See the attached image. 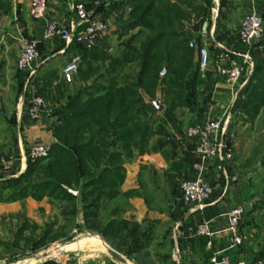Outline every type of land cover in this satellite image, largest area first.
<instances>
[{"label":"crops","instance_id":"obj_1","mask_svg":"<svg viewBox=\"0 0 264 264\" xmlns=\"http://www.w3.org/2000/svg\"><path fill=\"white\" fill-rule=\"evenodd\" d=\"M89 1L48 0L45 18L33 19L29 13L30 0H0V107L4 111V115H0V156L14 160L10 170L0 169V180L16 177L24 171L27 161L21 158L31 145L50 146L55 142L52 131L54 119L31 121L25 111L26 104L34 92L55 107L64 106L68 96L62 92L61 74L54 70L56 66L54 68L52 62L58 56L80 54L82 47L56 37L44 39L45 24L55 20L68 26L75 19L74 4H87ZM125 1L102 0L97 10L108 21L109 30L100 34L95 47L106 52H114L117 48L120 20L127 7ZM258 2L262 0H212V5L199 17L194 13L189 14L190 17L184 21L186 34L190 40H197V46L205 43L213 54L216 49L209 36L199 38L198 32L188 27L202 18L207 21L216 40L229 48L245 51L247 47L240 44L237 38V26L245 12L260 5ZM261 4L264 7V1ZM24 38H36L38 41L36 63L39 69L32 90L24 87V73L16 68L20 42ZM192 48L196 64L189 73L185 88L187 92L190 91L195 76L196 108L191 110L178 106L168 112L162 103L163 109L156 110L153 127L161 124L163 119L164 129L150 137V150L123 162L124 176L118 187L119 194L107 201L113 204L105 208L107 213L102 221L106 222L111 209L116 207L120 217L137 221L143 227L150 225L153 237L150 242L152 250L149 248V251L153 254L154 264H183L185 261L206 264L213 255L224 254L233 261L252 263L263 257L264 148L259 151L261 133L256 131V121L262 108L255 119L242 121L244 114L240 103L243 85L231 87L226 84L216 74L212 63L201 67L197 47ZM252 50L254 63L264 57V45L260 42L254 44ZM77 80L79 83L75 82V85L84 83L81 76ZM224 113L230 116L225 135L232 140L234 149L233 160L226 164V170L238 173V179L226 189L213 163L202 162L200 172L194 167L201 160L193 152L194 137L187 134L191 126L218 118ZM196 177L208 181L213 190L202 208L191 210L182 202L178 186L181 180ZM238 204L244 208L239 232L246 239L239 245H233L227 231L225 213ZM79 209L76 220L81 222V207ZM49 213L47 197L36 200L28 196L18 201L0 202V264L13 260L18 253L17 246L23 243L31 246L30 249L26 248L25 252L29 253L26 256L30 257L23 264L40 262L43 252L57 255L72 249L76 252L67 254L68 258L78 259L80 264H119L112 260L95 236H84L80 240L45 250L50 244L47 242L33 250V238L30 237H35V241L41 237L48 226ZM202 220L207 222L212 235L198 234L197 228ZM58 225L53 223V232H57ZM20 228L24 230L18 239ZM33 252L36 255L31 258L35 254ZM46 264L55 263L48 261ZM125 264L134 263L127 259Z\"/></svg>","mask_w":264,"mask_h":264},{"label":"trees","instance_id":"obj_2","mask_svg":"<svg viewBox=\"0 0 264 264\" xmlns=\"http://www.w3.org/2000/svg\"><path fill=\"white\" fill-rule=\"evenodd\" d=\"M182 2L190 0L125 1L131 10V20L124 29L138 28L135 38L139 46L126 45L122 53L114 57L108 67L113 75L106 84L94 79L68 96L64 106L53 111L55 142L49 146L47 157L28 161L24 172L0 180V202L18 201L28 196L36 200L47 197L65 203L60 210L62 215L73 218L79 199L86 229L100 234L128 258L147 249L153 237L150 225L143 227L137 221L120 217L116 207L103 222L100 210L119 194L123 162L145 152L150 137L162 130L163 119L153 127L157 109L148 101L156 98L157 90L168 112L178 106L194 110L198 104L195 76L190 91L185 88L196 63L186 34L184 21L188 16ZM202 4L194 7L196 17L211 6L212 0H204ZM260 43L264 45V39ZM80 52V65L84 67L79 70L86 81L97 71L93 64L109 53L95 46L82 48ZM135 60L140 66L138 78L131 75L119 78ZM163 65L166 73L160 77ZM242 94L245 95L241 103L245 121H251L264 106V57L254 63L252 76ZM71 184L80 189L79 198L64 188ZM23 230L19 229L18 239ZM50 232L48 225L37 241L31 236L32 249L37 250L49 240L57 239L58 234Z\"/></svg>","mask_w":264,"mask_h":264},{"label":"built area","instance_id":"obj_3","mask_svg":"<svg viewBox=\"0 0 264 264\" xmlns=\"http://www.w3.org/2000/svg\"><path fill=\"white\" fill-rule=\"evenodd\" d=\"M102 3V0H90L87 4H74L75 19L68 26H64L55 20L47 21L43 38L48 40L56 37L65 43L73 41L85 49L94 47L100 34L109 30L108 21L102 18L97 10ZM47 7L48 0H30L29 13L33 19H43L45 18ZM79 26L83 27L78 30ZM236 34L240 44L247 47L245 51L229 48L216 40L213 33L209 30L207 21L202 19L198 36L199 38L209 36L211 42L215 45L216 51L212 54L205 43L197 46L196 39L189 41L190 47H197L199 65L205 67L212 63L216 74L231 87H241L244 84V81H241L244 74H250L254 68L252 46L259 44L264 38V24L260 13L256 9L253 8L242 15ZM37 42L36 38L22 39L20 42V54L16 61V68L24 73V87L31 90L39 69V65L36 63L38 56ZM212 55H214V58H212ZM80 60L81 56L74 54L71 60L62 67L61 75L66 83L73 81ZM165 72L166 70L163 68L160 71V75L165 74ZM25 111L31 121H38L43 118L54 119L55 117L50 104L42 96L34 92L31 93L27 101ZM0 115H4L1 107ZM229 118V114L224 113L218 118L191 126L187 131L188 136L195 139L193 152L201 160L200 163L194 164V167L200 172L202 170V162L210 161L213 163L215 170L221 174L222 185L225 189L238 179V173H229L226 170V164L232 161L234 156L232 140L225 135ZM48 150L49 145L34 144L24 152L21 159L25 161L33 160L46 155ZM13 164V159H6L0 156L1 170H10ZM178 187L182 202L190 206L191 210L202 208L213 190L212 185L200 177L181 180ZM69 191L76 193L70 189ZM243 213L244 208L240 204L231 207L225 213L227 231L233 245H239L246 239L245 235L239 232V224ZM197 232L199 235H212V231L204 220L198 225ZM262 244L263 257L258 261L252 263H247L244 260L233 261L228 255L224 254L213 255L206 264H264V241ZM48 261H52L55 264H80L78 259L68 258L64 251L57 255L51 254L36 264H46ZM183 264L199 263L185 261Z\"/></svg>","mask_w":264,"mask_h":264},{"label":"rangeland","instance_id":"obj_4","mask_svg":"<svg viewBox=\"0 0 264 264\" xmlns=\"http://www.w3.org/2000/svg\"><path fill=\"white\" fill-rule=\"evenodd\" d=\"M263 1L264 0H262V2H258V4H260V5H256L255 7H256V10L257 9H262V11H258V10L257 11L260 13L262 21H263V24H264V7H262L263 4H261V3H263ZM202 3H204V0H190V2H187V3L182 2L181 5L185 9L186 16H188V18H189L190 17L189 16L190 13H194L195 14V11H194L195 8L194 7H197L199 5H203ZM130 13H131L130 7L127 6L125 12L123 13V17L120 20V29H121V31H120V35L118 37L117 48L115 49L114 52H108L109 53L108 56H106V57L104 56V57H102V59L98 60L96 62V65L93 64V67H96L97 71L91 73L90 77L88 78V80H86V81L83 80L84 81L83 84H79V85L76 84L75 85V82L79 83V80H77V78L79 79L81 74H82L81 70H79V68L80 67L81 68L84 67V65H80L81 64V60L79 62L78 69H77V71H76V73L74 75V80L72 82H69V83L64 82L63 78H62V75H61V78H62V80H61L62 81V85L61 86L63 87V89H62L63 91L62 92H63V94L65 96H69V95H72V94L76 93L78 91V89H81L86 84H88L87 83L88 81L91 82L94 79L98 80L99 84H106L107 80L113 75V72H111L108 67H109V64L111 62H113L114 57L118 56L119 54H121L126 45H133V46H136V47L139 46L138 39L135 38V36L138 33V28L134 27V28H131V29H128V30L124 29L126 27V25L131 20V14ZM71 58H72V56H70V57L58 56V57H56L55 61L52 62V65H54V68L56 66V69H54V70L61 74L62 67L64 66V64L66 62L71 60ZM163 68L166 70L165 65L162 66L161 70ZM139 72H140V66H139V63H137V61L135 60L132 63L130 62L129 65L124 69V71L120 73L119 78L123 77V76H129V75H131L133 78H138ZM101 73L103 74V77L99 76V74H101ZM252 73H253V70H252V72L250 74H247V75L244 74V76L242 78V81H244V84L242 86L243 90H244L246 84L248 83L249 79L251 78ZM159 76L163 77V76H165V74L160 75V72H159ZM81 78H82V76H81ZM243 90H242V92H243ZM244 98H245V95H243L241 93V103H243ZM66 103H67V101H66ZM49 104H50V106H51V108L53 109L54 112L59 107H62V105L58 106V107H55L53 104H51V103H49ZM55 118H56V116H55ZM241 119H242V121H245L246 120L245 115H243L241 117ZM246 122H248V121H246ZM163 129H164V126L162 125V130ZM159 130H160V128L158 129V131ZM256 131H259V133H261V137H260L261 139H260V143H259V151H261L264 148V106L262 107L261 115L259 116V118L256 121ZM148 150H150V149L147 148L146 151H148ZM47 153H46V155L38 157V158H35L33 160H27V162L28 161L33 162V161L38 160V159L39 160L40 159H45L47 157ZM3 157L6 158L5 155H3ZM6 159H9V158H6ZM43 162H45V161H43ZM25 170H26V168L24 169V171ZM24 171H22V172H24ZM38 177H40V176H38ZM64 188H66V190L68 192H70L69 189L72 190V191H75L76 193H72V192H70V193L73 194L75 197L79 198V196H80V189L79 188L75 187L73 184H71L70 186L64 185ZM113 199H110V200H113ZM80 203L81 202L78 199V204H77L78 208L80 207ZM48 204L50 206V213H49V216H48L50 224L48 223V225H50V227H51V232L49 234L54 233L53 232L54 231L53 223H58L59 224L58 225L59 228H57V232H55V233L58 234L57 239L49 240L50 244L45 248V250L53 247L54 245L64 244L66 242H69V241L73 240L74 238H76V237L78 238L79 236H82V235L95 234V235L101 236L100 234H98L95 231L86 229L83 226V220L81 222L77 221L76 220V216L72 218L71 216L62 215L60 210L65 205V203H63V202L60 203V202H58L56 200L48 198ZM112 204H113L112 202H110V203L106 202L105 207L109 208L110 206H112ZM105 210H106L105 208H102L100 210L101 220L104 218V215L107 213V211H105ZM78 211L80 212V209L77 210L76 214L78 213ZM101 212H102V214H101ZM33 233L36 234V231H33ZM33 239H35V237H33ZM150 245L151 244H149L147 249L142 251L140 254H138L136 256H133V258H128L124 254L123 255L126 257V259L130 260L134 264H154V262H153V254H150V251H149V248H151V250H152V245L151 246ZM26 248L30 249L31 246H27V244H24V243L21 246L18 245L17 246L18 253L15 256V258L13 260H10L8 262L1 263V264H14V263L23 264L25 262V260L27 259V257H30V256H26V255L29 254V253L25 252ZM72 250H74V249H72ZM72 250L71 251H65V253L66 254H70V255L74 254L76 251L74 252ZM33 253H35V254H33V256H31V258H34L35 255H36V252H33ZM256 261H258V260H256Z\"/></svg>","mask_w":264,"mask_h":264},{"label":"water","instance_id":"obj_5","mask_svg":"<svg viewBox=\"0 0 264 264\" xmlns=\"http://www.w3.org/2000/svg\"><path fill=\"white\" fill-rule=\"evenodd\" d=\"M201 22H202V18H200L197 21L191 23L190 25H188V27L192 31L198 32ZM148 101H150L156 107V109L158 111H161L163 109V104H162L161 99H160V91H159V89L157 90L156 98L149 99ZM99 237L102 240V242H103V244L105 246V249H106L107 253L109 254V256L112 258V260L115 261V262H117V263H119V264H125L126 261H127L126 257L123 254H121L119 251H117L116 249H114L113 247H111L110 245H108L105 242V240L103 239L102 236H99ZM76 238H74L73 240H75ZM73 240H71V241H73ZM49 255H51V253H49V252H43L40 255V258H45V257H47Z\"/></svg>","mask_w":264,"mask_h":264},{"label":"bare ground","instance_id":"obj_6","mask_svg":"<svg viewBox=\"0 0 264 264\" xmlns=\"http://www.w3.org/2000/svg\"><path fill=\"white\" fill-rule=\"evenodd\" d=\"M84 236H86V237L95 236V237L99 240L100 244H101V245L104 247V249H105V246H104L102 240L100 239V237H99L98 235H95V234L82 235V236H79L78 238H76V240H80V239H81L82 237H84ZM74 241H75V240H74Z\"/></svg>","mask_w":264,"mask_h":264}]
</instances>
